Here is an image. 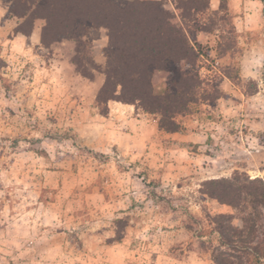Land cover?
I'll use <instances>...</instances> for the list:
<instances>
[{
    "label": "rangeland",
    "instance_id": "1",
    "mask_svg": "<svg viewBox=\"0 0 264 264\" xmlns=\"http://www.w3.org/2000/svg\"><path fill=\"white\" fill-rule=\"evenodd\" d=\"M12 1L0 0V264H215L213 221L241 227L244 213L210 198L207 182H264V0H227L220 30L197 33L187 69L200 99L173 132L133 103L96 102L105 28L87 30L86 54L67 38L46 47L15 31L30 11L12 14ZM161 1L180 22L177 0ZM214 2L197 18L209 22ZM169 77L154 71V93Z\"/></svg>",
    "mask_w": 264,
    "mask_h": 264
},
{
    "label": "trees",
    "instance_id": "2",
    "mask_svg": "<svg viewBox=\"0 0 264 264\" xmlns=\"http://www.w3.org/2000/svg\"><path fill=\"white\" fill-rule=\"evenodd\" d=\"M21 11L11 13L22 17L29 10V29L17 26L16 32L30 35L36 18L45 20L40 42L48 46L62 38L76 43V53H88L82 38L89 28L106 29L107 41L103 82L95 96L97 103L115 99L133 103L144 112L159 115L158 127L167 132L178 131L175 116L189 112L197 97L199 76L193 68L199 57L196 35L218 28L228 16L227 0H219L216 10L202 22L198 13L209 8V0H177L180 22H174L172 11L161 0H13ZM216 18L217 23L212 22ZM220 30V28H218ZM234 29V27H233ZM88 59V58H87ZM76 70L91 79L82 63L75 60ZM166 71L169 78L164 92L152 88L154 71ZM213 98H216L213 97ZM107 109L101 113L105 115ZM206 194L218 203L236 207L242 214V226H229L230 217L219 215L213 222L219 243L213 249L215 264H255L264 256V182L248 176L233 175L230 179L209 180ZM248 205L250 211L244 209Z\"/></svg>",
    "mask_w": 264,
    "mask_h": 264
},
{
    "label": "crops",
    "instance_id": "3",
    "mask_svg": "<svg viewBox=\"0 0 264 264\" xmlns=\"http://www.w3.org/2000/svg\"><path fill=\"white\" fill-rule=\"evenodd\" d=\"M213 1L214 0H211V4L209 3V5H211V6H213V5H215V2L213 3ZM210 2V1H209ZM40 28H41V26L40 27H38V28H36V27H32V29H31V31H30V35L28 36V38L30 37V36H32V37H35V39L37 38L38 40L40 39Z\"/></svg>",
    "mask_w": 264,
    "mask_h": 264
}]
</instances>
